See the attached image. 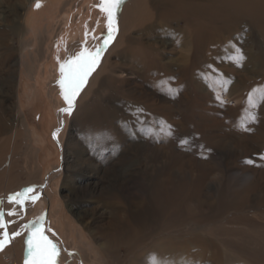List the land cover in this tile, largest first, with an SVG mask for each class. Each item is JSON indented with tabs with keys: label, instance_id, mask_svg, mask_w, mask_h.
<instances>
[{
	"label": "bare ground",
	"instance_id": "bare-ground-1",
	"mask_svg": "<svg viewBox=\"0 0 264 264\" xmlns=\"http://www.w3.org/2000/svg\"><path fill=\"white\" fill-rule=\"evenodd\" d=\"M30 3L31 0H27L24 6L17 0L10 13L7 8L10 1H0V7L2 6V10L0 9V44L5 48L0 49V52L1 56H9L8 59L12 60L8 62L7 58L2 59L6 60V63L0 74V226H3L0 236H3L5 242L0 248V264H24L25 240L36 228L38 207L41 204V201L37 200L42 189L40 167L37 157L33 155L34 149H31V143L27 146L28 125L18 102H15V95L13 96V88L17 80L16 68L19 64L17 60L20 59L17 55L13 56L19 49L12 46L13 39L21 41L25 33L26 13ZM66 13L68 12L62 10L55 16L60 20L68 19ZM245 22L250 23L256 29V49L261 46L264 48V0H128L123 5L118 36L106 54L99 72L89 79L90 84L83 91L73 114L75 120L81 123L79 127L75 125L79 130H74L66 143L63 160L65 168L69 165L68 167L75 172L80 170L86 174L102 173L108 180L109 174L104 169L115 159L117 161L115 163L121 165L123 157L128 160L134 157L139 158L138 164L133 168L131 166L130 171L127 172L129 174L122 183L116 182L112 177L111 180L106 181L107 183L99 182L100 189L98 183L96 188H93L94 190H89L88 185L83 189L73 183L71 200L75 203L91 191L96 193L95 197L107 201L105 202L110 210L109 213H113V218L108 223L107 229L98 228L101 233L107 235L112 231L116 232L117 229L130 232L134 228H137V232L140 233L154 226V231L158 229L157 231L163 232L181 226H177L176 222L185 216L184 210L178 205L168 207L167 192L165 193L160 188L158 190L154 186L156 173H158L160 177H163L159 185L164 188L168 182V179L164 178L166 173H169L172 159L169 160L163 155V149L159 150L162 154L159 156L152 148L154 146L151 145L150 139L153 134L151 126L157 127L154 122L155 120L160 121L161 129L166 130L173 127L174 136L183 135L190 126H194L191 128L197 127L198 132L200 129L207 131L206 134L212 133L215 126L207 123L205 119V109L201 107L204 105V100L198 97L196 88L190 86L192 84L198 86L202 81L208 84L207 89L211 91L212 84L208 82V78L215 79L220 89L228 93L232 101L238 104L237 107L231 108L219 102L218 99L216 100L215 96L208 94L214 103L218 101L225 107L224 115L232 120V127L227 137L215 141L208 152L214 156H222L224 150H227L232 153L238 152L243 156L262 157V160L251 166L245 179L241 182L236 181L234 185L242 184L240 186L243 190L242 204L246 202L248 206L251 198H253L252 201L258 198L259 207L256 210L259 211V217L264 219L262 215L264 214V75L256 80L251 92H245L243 83L233 80L219 81L213 71L215 65L221 64H234V66L237 65L241 69L250 71V61L246 56V50L252 48L254 40L251 32L245 28ZM223 28L229 29L226 38L219 34V29ZM109 54L117 55V60L122 64L118 71H113L112 65L109 66ZM261 57H264V54ZM138 66L141 67L143 78L139 76ZM136 69L137 74H135ZM139 79H142L144 86L153 93L145 106L148 110V115L145 114V116L135 113V116L130 115L126 107L128 103L124 102L126 98H136L138 88L135 86L139 83ZM251 81L254 82V80ZM117 99L124 103L121 109V106L115 103ZM150 103H155L156 107L159 103V108H154L155 105ZM253 104L256 107L255 111L250 108ZM146 116L147 121L144 126ZM250 118L257 119V122H248ZM77 132L78 136L75 134ZM139 138L142 143L138 146L135 143ZM22 141L23 147L21 146ZM78 150H83L82 155L85 156L83 164L74 160V154ZM155 155L159 156V166L153 163ZM25 157L29 160V162L26 161V168L17 169L15 161L25 159ZM114 169H116L115 166L111 170ZM179 169L177 174H180ZM62 171H59L57 165L53 168L46 183H51L52 178ZM64 171L67 172L65 169ZM204 172L197 171V176L192 177V186L195 185L196 187H193L201 191L206 179ZM258 173L259 175L256 176ZM20 174L27 175L28 178L23 184L20 183ZM234 177L236 176H232L235 180ZM66 179L72 181L69 173ZM128 185L129 190H132L131 194L127 192ZM27 189H32V191L28 192ZM17 194H19L18 199L23 201L19 200L20 202L17 203L14 199L10 202L9 197H16ZM42 200L52 207L53 199L50 193H43ZM36 201L39 203L35 204ZM231 203L233 205V201ZM236 205L238 206L239 203ZM8 213L13 215L9 216ZM235 214L239 215L237 212ZM169 221L171 226H166L165 224ZM159 223L161 224L157 225ZM254 228L256 232L248 237L247 242L239 245L231 244L228 248L236 255L245 258L248 264L252 263L250 255L257 261L264 259V222L256 224ZM16 231H19L20 235L12 237L11 233ZM261 231L263 234L259 236ZM63 238L68 246L76 245L80 250L82 249L85 255L84 264L104 262L99 254L100 250L93 253L89 243H81V241L76 243V240L70 236ZM191 239L158 241L146 254H139L138 259L141 257L139 264H173L179 259H183L180 264H218L222 260L220 250L214 241ZM191 247L195 249L194 252L191 251ZM205 251H210V256L205 255L203 253ZM73 256H78V254ZM233 259V256H229L230 262H234Z\"/></svg>",
	"mask_w": 264,
	"mask_h": 264
},
{
	"label": "rangeland",
	"instance_id": "rangeland-1",
	"mask_svg": "<svg viewBox=\"0 0 264 264\" xmlns=\"http://www.w3.org/2000/svg\"><path fill=\"white\" fill-rule=\"evenodd\" d=\"M9 1L10 5H8L7 8H9V12L12 13L14 4L17 0ZM19 1L21 5L25 6L27 4V0ZM127 1L128 0H123V3L120 4L115 14L112 42L107 45L105 50L101 53L100 60L95 70L88 76L87 81L82 87V91L76 98L75 108L71 115L63 111L67 108V104L64 101L60 87V81L64 78L61 75V66H65V74L67 75L69 63L74 61L81 52L94 53L97 48L102 46L103 38H106L108 35V27L107 15L100 10L101 0H31V3L27 7L25 33L21 41L13 39L12 46L16 49L19 48L18 52L14 53L13 56L17 55L20 58L17 60L19 64L16 68L17 80L13 88V96L15 95V102H18L23 118H25L27 122L28 140H26V143L27 146L31 143V149L33 148L34 152L36 150L35 154L33 152V155L37 157L41 172L40 179L42 181V189L39 197H37V200H40L42 205L40 204L38 207L39 212L37 214L38 221L36 228H34L30 234L40 230L48 240L52 241L57 246L58 256L56 257V264H84L85 262V255L82 249L80 250L76 245L71 247L66 244L63 237L68 236L76 240V243L78 241H81V243H89L90 246L89 244L88 246L93 250V253H97V251L99 252L100 250L99 254L102 257V261H104L102 264H139V260L141 259V257L138 259L139 254H146L154 243L161 240L169 241L183 238H189L190 240H192L191 238H199L201 240L214 241V244L219 248L222 255V260L218 264H248L245 258L236 255L232 250H228V248L231 244L239 245L247 242L248 237H251V234L256 232L254 228L255 225L264 222V219L259 217V211L256 210L259 207L258 198V201H252L253 198H251V200L248 201V206L246 202L242 204L241 198L243 190L240 187L242 184L237 186L234 184L236 181H243L246 177V173L251 170V166H254L255 162L257 163L262 160V157L243 156L238 152L232 153L227 150H224L221 154L222 156H214L209 153L213 143L221 138H225V136L227 137V133L232 127V120L230 118L227 119L224 115L225 107L222 106L221 103L231 106V108L238 106V104L234 103L228 96V93L220 89V85L217 84V81L213 78H208V82L212 84L211 91L207 89L206 85L208 84H204L202 81L199 83V87L195 86V84L190 85L196 88V94L201 100H204V105L201 107L205 109L204 113L207 123L215 126L212 133L206 134L207 131H201L199 129L200 133L198 129H196L197 127L191 128L194 126H190L189 130L183 134L184 136H174L172 133V131H174L173 127L167 128L168 130L161 129L159 125L161 124L160 121L158 122L155 120L154 124H157V127L151 126L153 134L150 139L151 145L154 146L152 148L159 156L162 155L159 153V150L163 149V155L169 158V160L172 159L169 173H166L164 178L165 180L168 179V182H166L164 188H161L159 184L163 177H160L158 173H156L154 186H156L155 188L158 190L160 188V190L163 189L165 193L167 192L168 207L178 205L180 209L184 210L185 216L180 219V221L176 222L177 226L181 225L180 227L161 232L157 231L158 229L154 231V226L140 233L137 232V228L131 229L130 232L129 230L122 231L123 229H117L116 232L112 231L104 235L98 228L105 227L104 229H107L108 223L113 218V213H109L110 210L108 209L107 201L105 200V202L104 199L95 197L96 193L94 194V191L88 192L85 197L81 198V200L76 203L71 200V192L74 188L73 183H76L78 187L83 189L88 185L89 190H94L93 188H96L99 182L107 183L112 177L116 182L120 181V183H122L127 174H129L127 172L130 171L131 166L133 168L139 162V158L137 157L131 160L123 157V160L121 159V165H117L115 159L114 162L108 164L107 168L104 169L109 174L108 180L102 173L97 175L95 173L86 174L80 170L79 172L77 170L75 172L68 167L69 165L65 168L63 164L66 143L74 130L78 129L76 127H79L81 123L75 120L73 114L83 91L86 89L87 85L90 84L91 80L89 79H92V76L99 72L98 70L106 54L118 36L121 9ZM37 5H39V7H37ZM3 7L5 6L3 5ZM7 8L5 10H7ZM0 9L2 10V6ZM62 10L68 12L66 13L69 17L68 19L60 20V18L55 16ZM244 25L245 28L251 32L250 34H252L254 40L252 48L246 50V56L250 61V71L241 69L237 65L234 66V64L215 65L213 71L215 77L219 81L233 80L241 82L243 83L245 92H251L250 90L255 86L256 80L264 75V57H261V55L264 54V48L261 46L259 49H256V29L248 22H245ZM228 33V28L219 29V34L223 38H226ZM0 49L3 50L5 48L0 44ZM8 57L9 56L0 57V74L1 70L3 71L4 63H6V60H4V62L2 59L7 58L8 62H12ZM108 57L110 59L109 66L111 67L112 65L113 71H118V68L122 64L117 60V55L109 54ZM137 68L140 71V78H143L141 75V67L138 66ZM137 71L136 69L135 74H137ZM109 73L110 72H108V74ZM251 80H254V82ZM137 85L135 87L138 88L139 93L136 92V98H126L124 102L128 103L126 107L130 115H134L135 113L137 115L144 114L145 116V114L148 115V110L145 106L148 104L149 98L152 97L153 93L144 86L142 79H139ZM157 86L158 85H156V87ZM181 90H183L182 87ZM208 94L215 96L216 100L218 99L221 103L218 101L214 103L213 99L210 98L211 96ZM115 103L121 106L120 109L124 105V103L118 99L115 100ZM150 104L155 105V103ZM159 105L160 104L157 103V107L155 105L154 108H159ZM250 108L253 111L256 110L254 104ZM251 117L254 118L253 116ZM146 121L147 116L144 118V126ZM250 121L257 122V119L253 120L250 118L248 122ZM75 125L77 126L75 127ZM75 134H77V136L79 135L78 132ZM86 134L88 135V131ZM141 143V138H139L135 144L139 146ZM21 146L23 147V141ZM201 150L203 152H201ZM82 153L83 150H78L74 154V160L78 161L80 164H83L85 160V156H83ZM257 155L259 156L260 154ZM159 156L155 155L153 161L157 166L160 165ZM27 158L28 157H25V159L23 158L15 161L17 169L26 168V161L29 162ZM249 161H251V163H249ZM57 165L59 171H64L65 169L67 172H60L59 175L52 178L51 183L47 184V178L49 175L51 176L53 168ZM114 166L117 170H111ZM178 169L180 170V174L176 173L179 172ZM197 171H205L206 179L202 191L195 188V185H193L195 187L192 186V177L197 176ZM68 173L71 175L72 181L66 179ZM167 174H169V176ZM16 175L18 176V174ZM234 175L236 176L234 177L236 178L235 180L232 178ZM258 175L259 173L256 176ZM19 179L20 183L23 184L28 178L27 175L20 174ZM167 183L169 184L167 185ZM100 187L101 184L99 183L98 188L100 189ZM127 192L129 194L132 192L131 189L129 190V185L127 186ZM43 193L51 194L53 199L52 207L43 202ZM231 201H233V205ZM38 203L39 201H36L35 204ZM178 203H180V205ZM237 203H239L238 206L236 205ZM236 212L239 214L238 216L235 214ZM262 215L264 216V214ZM139 221L143 222L141 219H139ZM170 223L169 221L165 225L171 226ZM160 224L161 223L157 225ZM262 234L263 231L259 233V236ZM79 238L81 240H78ZM149 243L151 245H149ZM93 246L96 247L94 248ZM96 248L97 250H95ZM191 249V251L194 252L195 249H193V247H191ZM134 252L135 254L133 255ZM205 252H203L205 255L210 256V251L207 253ZM76 253L78 256H73ZM229 256H233L234 262H230ZM134 258L135 260H133ZM26 259L30 260L31 256L25 244L24 262ZM250 259L252 262L250 264H264V259H259L257 261L256 258L251 255ZM136 261L138 262L136 263ZM182 261L183 259H179L173 262V264H180Z\"/></svg>",
	"mask_w": 264,
	"mask_h": 264
},
{
	"label": "snow or ice",
	"instance_id": "snow-or-ice-1",
	"mask_svg": "<svg viewBox=\"0 0 264 264\" xmlns=\"http://www.w3.org/2000/svg\"><path fill=\"white\" fill-rule=\"evenodd\" d=\"M122 3L123 0H101L100 10L107 15L108 27V35L106 38H103L102 46L97 48L94 53L81 52L74 61L69 63L67 75L65 74V66H61V75L64 78L60 81V87L64 101L67 104V108L63 111L67 112L68 115L72 114L76 98L82 91V87L87 81L88 76L95 70L101 53L112 42V33L114 31L113 20ZM27 191L31 192L32 189H27ZM18 197L19 194L16 197H9V201L11 202L15 199L19 203ZM8 215L11 216L13 214L8 213ZM0 232H3V226H0ZM4 235H7V233H4ZM19 235V231L11 233L12 237ZM4 243L3 236H0V248L4 246ZM25 244L27 245L31 259H26L24 264H56V257L58 256L57 246L48 240L40 230L28 235Z\"/></svg>",
	"mask_w": 264,
	"mask_h": 264
}]
</instances>
